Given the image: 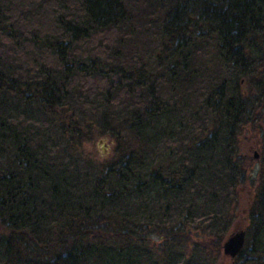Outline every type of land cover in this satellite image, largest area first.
<instances>
[{"label": "trees", "instance_id": "1", "mask_svg": "<svg viewBox=\"0 0 264 264\" xmlns=\"http://www.w3.org/2000/svg\"><path fill=\"white\" fill-rule=\"evenodd\" d=\"M144 3L138 17L127 0H0V38L23 43L31 59L29 72L14 76L0 56V105L36 103L70 148L99 134L119 152L114 165L96 164L87 184L0 117V144L11 150L0 170V264H183L176 249L190 246L219 254L242 188L253 192L251 251L232 259L264 264V130L257 169L245 167L236 144L244 125L264 123V0ZM143 23L158 24L155 67L136 53ZM191 96L210 131L188 137L181 162L179 154L155 166L156 144L173 138L169 125L177 128ZM90 105L97 121L83 112ZM152 191L193 196L176 221L118 206Z\"/></svg>", "mask_w": 264, "mask_h": 264}, {"label": "rangeland", "instance_id": "2", "mask_svg": "<svg viewBox=\"0 0 264 264\" xmlns=\"http://www.w3.org/2000/svg\"><path fill=\"white\" fill-rule=\"evenodd\" d=\"M127 1L138 17L145 16L143 15V12H140V8L143 6L144 0ZM140 26V36L137 43H135L136 53L142 55L146 59L148 65L155 67L157 56L161 53L158 24L153 27L143 23ZM7 39L8 38H0V56L4 57L3 63L5 65H11L14 76H24V74L29 72L31 59H29L28 54L24 51L22 47L24 46L23 43L19 42L18 45H16L15 39ZM32 55L33 52L30 51V56ZM210 56L211 53L207 54L205 56V61L208 62L207 65L212 69L213 66L211 64L215 62L214 60L212 61ZM216 67H218L217 69H222V67L218 65ZM247 85V81L242 82V87L246 93L248 92ZM203 86L204 84L200 85V87ZM166 91L169 92L168 89H166ZM189 99L190 100L187 101L186 104L185 102H181V104L183 103L185 106L177 117V128L169 125V131L172 129L175 130L173 138L167 139L162 136L156 144L155 152L151 155V157H154L155 166H160V164L164 161V157H169L173 164L178 162L177 159H179V156L182 155L180 159L181 162L182 158L187 155L186 146L188 145V137L192 134H198L204 130L210 131L211 126L207 123L206 117L203 116V112L198 113L200 111L198 107L199 98L197 99L191 96ZM256 106L257 102L254 103V109ZM194 111L197 112L193 117L192 112ZM83 112L87 117L97 121V111L95 109V105L85 107ZM0 117L4 119V121H6L11 128L20 130L23 134H25L33 142L36 149L42 153L44 157H48L50 162L64 164L62 166L66 167V169L74 168L80 178L84 179L87 184L92 178V175L96 172V164L102 165L106 168L114 165L119 160V152L117 151V148H115V142L106 135L97 134L94 136V139L83 142L80 147H77L76 149L70 148L57 126L55 117L45 112L44 108L36 103L26 105L22 102H13V100L8 101V103H4L2 106L0 105ZM179 124H181V126H179ZM254 124L255 123L244 125L236 138L238 153L245 156L246 161H243L246 164L245 167H248L249 170L251 169V166H254L256 169L258 168L256 167L259 163L258 159L262 155L261 150L263 139L261 137V132L264 130V123L262 121L261 123L258 122L257 124ZM100 139H103L108 145L105 155L101 154V143H99ZM0 147L3 149V151H0V170H3L7 164V157L9 155L11 156V150L7 142L3 144L1 143ZM250 157L254 160L251 161V163H249ZM249 173L251 175V179H256V177H254L255 173ZM247 189L248 188H242L240 193H236L239 203L237 208H234L233 210L234 216L227 224L228 228L226 229L224 239L230 233L244 229L246 232L244 247L247 249L248 253V251H251L253 227L251 224L249 225L247 217L248 213L245 209L248 203L246 202L248 200V195L250 193L251 196L253 192ZM82 192V190L78 191L79 194H82ZM192 196L193 193H189L187 195L182 194L177 197L166 195L161 199H154V191H152L138 195L133 194L130 197H124V199L119 202L118 206L122 209L126 208L125 210L132 209L134 212H136V208L138 207L140 213L147 209L144 213V218L150 216L153 218H160L166 214L170 220L176 221L181 216V209L187 203L186 201L192 198ZM250 196L249 199L251 198ZM202 201L203 200L200 202L201 204ZM136 214L139 215V212H136ZM176 250V253L178 254L183 253V264L185 262H187V264H235L232 258L223 253L222 249L219 254L207 251L203 252L199 249H195L193 246H190V248L184 247ZM174 253H172V255ZM249 256H251V253ZM174 260L177 261L176 258H174Z\"/></svg>", "mask_w": 264, "mask_h": 264}, {"label": "water", "instance_id": "3", "mask_svg": "<svg viewBox=\"0 0 264 264\" xmlns=\"http://www.w3.org/2000/svg\"><path fill=\"white\" fill-rule=\"evenodd\" d=\"M99 143H101V154L105 155L108 145L103 139H100ZM245 239L246 232L244 229L230 233L222 243L223 253L230 258H234L243 249Z\"/></svg>", "mask_w": 264, "mask_h": 264}]
</instances>
